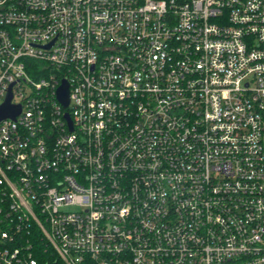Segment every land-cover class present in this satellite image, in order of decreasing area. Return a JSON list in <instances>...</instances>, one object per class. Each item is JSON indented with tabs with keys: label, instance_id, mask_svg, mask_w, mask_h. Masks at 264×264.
Returning a JSON list of instances; mask_svg holds the SVG:
<instances>
[{
	"label": "built area",
	"instance_id": "built-area-1",
	"mask_svg": "<svg viewBox=\"0 0 264 264\" xmlns=\"http://www.w3.org/2000/svg\"><path fill=\"white\" fill-rule=\"evenodd\" d=\"M9 89L0 264H264V0H0Z\"/></svg>",
	"mask_w": 264,
	"mask_h": 264
},
{
	"label": "water",
	"instance_id": "water-1",
	"mask_svg": "<svg viewBox=\"0 0 264 264\" xmlns=\"http://www.w3.org/2000/svg\"><path fill=\"white\" fill-rule=\"evenodd\" d=\"M58 101L66 108L69 104L68 84L63 80L56 93ZM11 91L9 89L5 102L0 106V122L5 119L14 120L20 114V106L11 104Z\"/></svg>",
	"mask_w": 264,
	"mask_h": 264
},
{
	"label": "trees",
	"instance_id": "trees-1",
	"mask_svg": "<svg viewBox=\"0 0 264 264\" xmlns=\"http://www.w3.org/2000/svg\"><path fill=\"white\" fill-rule=\"evenodd\" d=\"M41 66L42 65H40V63H38V62H34L33 63V65H32V70H34L35 71V73H39L41 70H40V68H41ZM50 71V69H45V72L46 73H48ZM41 73V72H40Z\"/></svg>",
	"mask_w": 264,
	"mask_h": 264
}]
</instances>
